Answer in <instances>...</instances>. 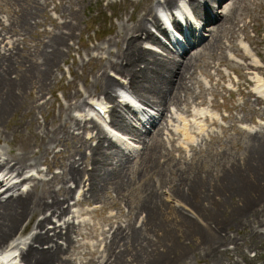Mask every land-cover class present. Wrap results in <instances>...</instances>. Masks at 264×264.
I'll return each instance as SVG.
<instances>
[{"label": "bare ground", "instance_id": "6f19581e", "mask_svg": "<svg viewBox=\"0 0 264 264\" xmlns=\"http://www.w3.org/2000/svg\"><path fill=\"white\" fill-rule=\"evenodd\" d=\"M15 1L19 4V9L9 12L8 27L0 17V28L5 30L2 33V40L7 38L6 42L12 41L17 44L18 37L15 35H26L34 28L33 24L38 23L36 13L46 9L48 1ZM165 3L171 8L169 5L167 8ZM165 3L163 1L149 5L141 15L130 18L131 22H122L112 39L97 47V50L106 48L108 56L99 53L92 58L103 61L98 67V78L93 89L76 88L75 97H80L81 101L78 103L72 101L71 105L63 107V113L61 112L57 119L51 118L44 124L38 123L36 133L41 144L38 145L37 151L29 144L21 147L19 151L0 150V264H74V260L68 254L71 246L75 245L73 231L75 218L79 216L80 210L71 209L73 218L65 219L68 211L64 207V201H68L69 196L75 191L71 188L72 184L67 183L74 182L75 186L81 189L87 185L86 190L82 192L83 201L87 200V197L94 200L101 198L108 188L121 194L129 182L126 180L128 174L135 173L131 168L135 167L137 160H140V163L137 162L138 172L132 179H140L145 187L146 194L141 204L136 207L138 211L144 212L143 216L138 223L131 220L119 224L115 229L104 230L103 233L107 234L105 238L94 244L88 242L95 257L88 259L86 264H181L188 259L190 253L197 254L202 251L204 254L214 253L219 256L217 251L227 245L228 239L235 242L237 237H232L230 233L222 236L221 231L225 224L227 226L235 224L239 229L249 230V234L252 235L256 234L259 227L264 228L262 212L260 214L256 212L254 216L257 217L251 220L254 205L251 206L250 203L255 201L256 196L253 200L243 199L240 208L227 215H222L219 211L222 205L218 200L222 203L229 198L233 199L236 194L242 192L241 190L250 192L251 171L247 178L243 176L237 179L232 175L230 177L234 170L232 168L213 180L206 171L204 174L198 171V174L186 177L182 174L186 169L179 167L177 180H172L169 184L166 180L168 170L180 166V160L171 166L175 158L168 156L170 154L168 149L164 150L166 141L172 144L171 147L168 146L169 148H178L181 151L184 150L183 145L189 144L191 147L189 150L194 146L190 123L183 114L193 113L180 110L178 107L179 92L188 89V81L190 82L194 75L190 70L195 66L196 56L190 54L192 51V48H189L190 44L206 38L207 22H212L219 30L226 20L217 13L216 0L184 2L165 0ZM70 7V14L65 17V13H62L64 21L54 23L57 31L53 36L47 41L38 40L33 44L34 51L24 54L30 59L28 60L31 64L29 67L20 68L21 75L16 74L12 77L10 74L12 72L9 65L13 61L16 62V59L12 61L15 58L14 52L10 51L9 56L0 57V127H4L9 114L22 105L27 89H35L38 95L43 93L54 66L64 54H62L64 46L74 34V23L71 18H74L76 12L72 3ZM183 17L185 26L181 24ZM170 24L180 27L183 41L169 30ZM155 26L156 29H153ZM156 31L162 32L172 43L171 51L166 50L165 42ZM10 32L12 35L7 36ZM141 32L145 33L144 39L138 36ZM219 39L211 33L205 45L212 40L219 45ZM27 45L24 46L26 51L30 47ZM113 45L116 46V50L112 49ZM156 46H160L166 52L158 51ZM0 47H3V44ZM14 47L15 45L13 49ZM5 50L2 49V52H6ZM238 53H241V50L238 49ZM245 56L249 57V52ZM96 87H99V90ZM255 90L258 96L256 100H263L264 97L258 94L264 93L263 79L257 78ZM84 94L86 101L83 98ZM91 94L98 96L89 97ZM68 95L71 98L72 95ZM136 99L142 100L145 105L140 106ZM170 101L177 103L176 111L170 110L167 103ZM30 103L37 105L34 100ZM96 104L104 109L101 120H97L92 114ZM74 109L80 113H73ZM198 113L202 114L203 120L209 123L216 122L208 111L199 110ZM209 114L210 117H206ZM22 123L21 120L20 124ZM196 123L198 132H202L204 125L199 121ZM263 125L264 121L255 133L248 132L250 138L264 137ZM87 131L88 135L83 138ZM165 131L168 132L167 138L163 137ZM13 132L17 134L18 131ZM68 139L74 141L71 147L74 151L72 152L70 148L68 155L58 154V163L62 166V171L52 177L63 183L61 188L37 191L38 183L50 181L45 178V174H40L42 169L38 164L41 163L39 161L42 159V153L45 157L55 145ZM92 139L99 141L93 145ZM177 139L179 145L176 144L175 148L173 146ZM138 142L144 145L139 148ZM105 146L110 149L105 150ZM263 147L264 141L261 148ZM36 152L38 155H35ZM76 154L81 157L78 158ZM162 156L165 158L164 162L161 161ZM62 159H66V162ZM48 167L50 169L52 165ZM248 169L244 168L243 174L246 175ZM257 169L254 176L262 170L261 164ZM21 175L22 179L18 180ZM31 181L34 183L31 188H25V183ZM7 190L10 191L9 194L6 193ZM80 194L77 198H80ZM201 198L203 199L199 200ZM174 200L175 205H181L180 207L188 209L191 213L193 209L191 205L195 203L194 209L197 214L192 213L191 217L184 210H178L175 205L170 204ZM78 201L79 199H76V202ZM226 205L224 206L226 209L231 206L228 203ZM39 214L43 215L41 219H38ZM52 216L61 217L65 221L60 226L55 225L47 229L46 222ZM168 217L171 218L167 219ZM214 223L217 230L212 227ZM174 233L198 235L197 246L188 249L176 240ZM153 236L157 239L154 240ZM55 237L61 238L62 242L55 240ZM44 242L49 245H44ZM216 256L207 264H223ZM236 263L235 260L232 262Z\"/></svg>", "mask_w": 264, "mask_h": 264}, {"label": "rangeland", "instance_id": "374dc122", "mask_svg": "<svg viewBox=\"0 0 264 264\" xmlns=\"http://www.w3.org/2000/svg\"><path fill=\"white\" fill-rule=\"evenodd\" d=\"M47 1L48 5L46 9L39 10L36 13L37 15H35L38 23L33 24L34 28L26 35H15V37L19 38H17V44H14L12 41L6 42L7 38L2 40V33L5 30H1L0 28V46L3 44L4 47H0V57L3 55L4 57L9 56L8 53L10 51L14 52L15 58L12 61L16 59V62L13 61L9 65L12 72L10 74L14 77L16 74L21 75L20 68L29 67L31 64L30 59L24 54L33 52V44L37 43L38 40L47 41L53 36L55 31H57L54 23H62L64 21L62 13H65V17L70 14V3L74 6L73 9L76 12L74 18H71V21L74 23V34L68 40V44L64 46L62 50V54H64L58 59V64L54 66L52 76L50 75L49 82L44 87L43 93L38 95L35 89H27L24 93L22 105L12 111L4 127H0V150L3 149V152H7L8 150L19 151L21 147H25L27 144L31 145V147L34 146L33 149L35 148L34 150L37 151L39 149L38 145L41 144L40 140L38 141L39 138L36 133L38 123L44 124L45 121L49 122L51 118L57 119L59 114L63 113V107H68L72 101L74 103L81 101L80 97H75L76 88L84 90L85 87H89L93 89L97 81L96 78H98V67L103 61L98 59L93 60L92 58L99 53H105L104 55L108 56L106 48L97 50V47L106 42V40L112 39L111 37L116 33V29H118L122 22H131L130 18L141 15L149 5H156L163 1L165 3V0ZM180 1L184 2V0ZM216 4L217 13L226 21L219 30L212 22H207L208 28H205V32L207 33L205 34L206 38L203 41L197 40V43L195 42L193 45L192 43L190 44L189 48H192L190 54L196 56L195 66L190 70L193 71L194 75L192 80L188 81V89L179 92V106L174 101L167 102L169 103V107L174 110L176 105L180 110H187V112L193 113V115L186 112L183 114L190 123L189 127L192 129L194 146H192V150H189L191 148L189 144L187 146L183 145L184 150L181 151L176 148L179 145L178 139L173 146L176 149L169 148L172 144L166 141L167 143L163 146L164 150L168 149L170 151L168 156L175 158L171 166L173 167L180 160V166L173 167L171 171L168 170L166 180L168 184L172 180L176 181L177 175L180 172L178 170L179 167L186 169L182 173L186 177L198 173L204 174L206 171V174L209 173L210 179L213 178V180L218 175L221 176L232 168H234V172L230 173V177L232 175L237 177V179L243 176L247 178L248 173L251 171L252 179L249 180V186L252 191L245 192L241 190L242 192L236 194L233 199H227L226 202L228 201L227 203L231 205L228 206V209L224 208V206H227L226 202L221 203L220 200L218 202L222 205L219 209L221 214L227 215L233 210H238L245 199L253 200V197L256 196L255 201L250 203L251 206L254 205L253 216L251 218L253 220L257 217V215L254 216L256 212L259 214L262 212L261 216L264 217V147L261 148L264 137L250 138L248 134L250 131L251 133H255L264 121V98L257 101L258 96L255 90L257 78L264 80V0H216ZM164 5L168 8L169 4L165 3ZM15 9H19V4L15 0H0L1 21L5 22L7 27L10 25L9 12L15 11ZM183 20L181 24L185 26ZM169 27V30L173 31V34L180 36L183 41L184 37L182 36L180 27H175L172 24ZM153 29H156V26ZM211 33L220 38L219 45H216L214 40L205 45ZM156 34L165 42L166 50L171 51L172 44L163 36L164 34L158 31H156ZM8 35H12L11 32L7 33ZM138 36L144 39L145 33L141 32ZM14 45L16 48L14 47L13 49ZM25 45L30 46L28 51L25 50ZM1 48L3 50L6 49V52H2ZM155 48L163 53L166 52L160 46H156ZM112 49L116 50V46L113 45ZM238 49L241 50V53H238ZM247 52H249V57L246 58L245 54ZM112 73L114 74V72ZM112 73L111 76L114 77ZM96 88L99 90V87ZM68 94L72 95L71 98ZM258 94L264 97V93ZM84 96L86 97V94L83 95L86 101ZM88 96L97 98L98 95L91 94ZM33 100L37 104L36 106L30 103ZM136 100L138 104L145 105L142 100ZM199 110L208 111L215 118L216 122L209 123L203 120L202 114L198 113ZM73 113L78 114L80 111H75L74 109ZM92 114H94L97 120H101V115L96 112ZM210 114L206 117H210ZM21 120L23 121L22 124H20ZM197 121L204 125L202 132H198L197 130ZM242 126H245L247 129H244ZM111 130L117 132L114 128H111ZM13 131L18 132L14 134ZM75 131L77 132L78 130L76 129ZM87 133L89 132H85L83 138L88 135ZM167 136L168 132L165 131L163 137L167 138ZM260 138L262 139L260 140ZM98 141V139H92V144L96 145ZM72 144H74V141L68 139L66 142L57 144L58 146L55 145L52 150L45 154V157L42 153V159L39 161L41 163L38 164L42 169L40 174H45V178L50 179V181L44 184L38 183L37 191L59 190L61 188L63 183L54 180L52 177L56 173L60 174L62 171V166L58 163V154L66 153L68 155L67 152L73 146ZM138 144L139 148L144 145L139 142ZM109 149V147L105 146V150ZM71 150L72 152L74 151L73 148ZM89 153L90 151L88 150L87 154ZM35 155H38V152ZM33 156L31 157L33 158ZM76 156L78 158L81 157L79 154H76ZM168 156L166 157L168 158ZM62 160L66 162V159ZM164 160L165 158L162 156L161 161L164 162ZM137 162L140 163V160H137L135 167L131 168V171L135 173L128 174L126 180H129V182L126 184V190L121 194L108 188L101 198L99 197L94 200L87 197V200L83 201L77 198L80 188L75 186L74 182L67 183L68 185L72 184L71 188L75 189V191L70 195L71 198L69 196L68 201H64V207L68 211L65 219L73 218L74 214L71 209L80 210L79 216L75 218V228L73 231L75 245L71 246L68 254L74 260V264H86L88 259L95 257L91 253L92 248L89 247V244H94L101 240V238L104 239L107 235L103 233L104 230L115 229L119 224H125L131 220L138 223L139 219L143 216L144 212L138 211L136 207L141 204L143 196L146 194L145 187H143V181H139L140 179H132L133 175L138 172ZM259 164H261L262 170L258 175L254 176ZM49 165H52L50 169ZM244 168L250 169L247 170L246 175L243 174ZM36 178L38 179V177ZM26 184L28 186L27 189H30L34 183L31 181V183L27 182ZM86 186H83V190H86ZM242 186L244 187V185ZM6 193L9 194L10 192L6 191ZM81 197H83V194H81ZM75 198L79 199V201L76 202ZM170 204L175 205V200ZM180 206L175 205L178 210H184L191 217L193 216L192 213H196L194 209L196 207L195 203L191 205L193 207L192 213ZM167 216L170 215L167 214ZM42 217L43 215L39 214L38 219ZM170 218L168 217L167 219ZM64 221L61 217L52 216L46 222V228H53L55 225L60 226ZM199 222L201 221L199 220ZM215 226L216 224L214 223L212 225L213 229ZM226 226L225 224L222 228V236L229 235L230 233L232 237H237V240L234 242L228 239L227 245H222L223 247L217 251V255L219 256H216L214 253L204 254L200 248L198 250L202 253H190L188 259L181 264H207L211 263L215 256L219 257L223 264H232L234 260L237 261L236 264H264V228L259 227L256 234L252 235L249 234V230L239 229L235 224ZM173 236L188 249H192L198 244L196 240L199 239L198 235L174 233ZM153 237L154 240L157 239L156 236ZM56 239L62 242L61 238L55 237ZM43 244L49 245L45 242Z\"/></svg>", "mask_w": 264, "mask_h": 264}]
</instances>
